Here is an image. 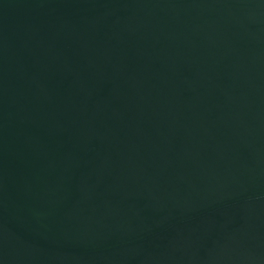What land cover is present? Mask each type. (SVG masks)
I'll list each match as a JSON object with an SVG mask.
<instances>
[{
  "label": "water",
  "instance_id": "water-1",
  "mask_svg": "<svg viewBox=\"0 0 264 264\" xmlns=\"http://www.w3.org/2000/svg\"><path fill=\"white\" fill-rule=\"evenodd\" d=\"M0 264H264V0H0Z\"/></svg>",
  "mask_w": 264,
  "mask_h": 264
}]
</instances>
